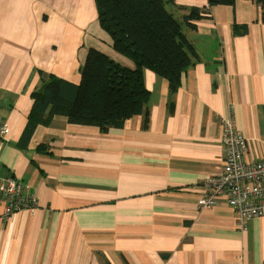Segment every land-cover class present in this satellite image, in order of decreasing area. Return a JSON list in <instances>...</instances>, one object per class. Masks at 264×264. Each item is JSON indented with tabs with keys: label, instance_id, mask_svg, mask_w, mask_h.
Wrapping results in <instances>:
<instances>
[{
	"label": "crops",
	"instance_id": "crops-1",
	"mask_svg": "<svg viewBox=\"0 0 264 264\" xmlns=\"http://www.w3.org/2000/svg\"><path fill=\"white\" fill-rule=\"evenodd\" d=\"M191 29V66L173 90L145 72L150 118L106 133L56 117L21 146L43 75L74 84L90 49L123 67L95 0H0V182L13 177L38 208L3 218L0 264H264V217L245 229L225 198L199 211L205 181L225 165L221 121L230 115L264 161V20L260 4L174 0ZM42 147V149H41Z\"/></svg>",
	"mask_w": 264,
	"mask_h": 264
},
{
	"label": "trees",
	"instance_id": "trees-1",
	"mask_svg": "<svg viewBox=\"0 0 264 264\" xmlns=\"http://www.w3.org/2000/svg\"><path fill=\"white\" fill-rule=\"evenodd\" d=\"M260 4L264 0H246ZM236 0H208L209 8L233 6ZM101 28L113 40V49L135 63L134 70L121 66L104 53L90 49L81 68V82L74 84L53 75H43L41 85L31 94L32 107L21 146L29 143L37 126H49L56 117L69 124L89 126L106 133L123 128L136 116L149 122L150 92L145 72L167 80L171 89L181 85L183 73L191 66V43L183 23L195 28L207 10H190L183 23L167 10L174 0H95ZM42 149V147H41ZM43 150V149H42Z\"/></svg>",
	"mask_w": 264,
	"mask_h": 264
},
{
	"label": "built area",
	"instance_id": "built-area-1",
	"mask_svg": "<svg viewBox=\"0 0 264 264\" xmlns=\"http://www.w3.org/2000/svg\"><path fill=\"white\" fill-rule=\"evenodd\" d=\"M230 115L221 121V143L225 153V165L221 172L205 181L207 193L198 201L199 211L215 205L225 198L236 213L237 222L245 229L254 218L264 217V161L247 159L248 140L236 128L235 118ZM9 128L3 125L0 135H7ZM0 204H3V218L24 210L35 211L38 200L35 194L13 177L0 182Z\"/></svg>",
	"mask_w": 264,
	"mask_h": 264
}]
</instances>
